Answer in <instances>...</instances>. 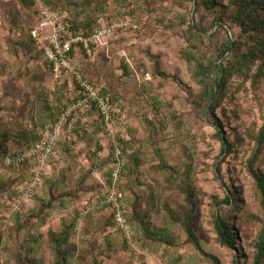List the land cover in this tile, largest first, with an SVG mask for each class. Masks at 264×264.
Returning a JSON list of instances; mask_svg holds the SVG:
<instances>
[{
  "label": "rangeland",
  "instance_id": "1",
  "mask_svg": "<svg viewBox=\"0 0 264 264\" xmlns=\"http://www.w3.org/2000/svg\"><path fill=\"white\" fill-rule=\"evenodd\" d=\"M50 1L76 23L94 15L93 29L122 17L138 29L117 31L92 57L79 54L74 61L95 87L118 95L110 126L101 125L96 111L82 114L73 145L61 150L63 163L48 169L20 210L16 201L31 180L30 169H0V264H52L50 233L60 234L75 221L73 264H213L182 225L191 211L183 192L187 185L195 190L191 225L203 252L221 264H235V257L254 264L263 213L246 166L254 147L246 133L263 124L264 82L255 99L250 86L240 87L226 115L218 112L227 125L223 133L238 144L230 156L222 152L212 117L196 104L203 99L199 64L212 68L218 58L217 76L224 60L232 59L230 44L220 53L214 45L222 43L224 31L215 21L229 0L196 12L195 24L210 35L198 48L191 45L189 28L193 0H129L123 7L119 0ZM27 13L21 0H0V143L13 152L38 141L77 95L73 75L56 80L38 48L23 51L32 20ZM151 57L158 58L165 77L156 75ZM21 128L30 131L29 141L14 139ZM116 151L123 164L117 179ZM257 166L264 174V160ZM230 188L247 214L244 226L234 228L236 250L217 242L213 217L217 199ZM137 214L143 223L135 220Z\"/></svg>",
  "mask_w": 264,
  "mask_h": 264
},
{
  "label": "trees",
  "instance_id": "2",
  "mask_svg": "<svg viewBox=\"0 0 264 264\" xmlns=\"http://www.w3.org/2000/svg\"><path fill=\"white\" fill-rule=\"evenodd\" d=\"M149 0H146L148 2ZM23 7L28 11L27 16L31 17V22L29 25L28 31V41L26 44L19 43V45L24 44L23 51L25 54L32 52L33 48H38L39 52L43 54L42 49L32 38L31 31L40 21L39 13L36 9L35 0H21ZM129 4V0H119V5L121 7L124 4ZM196 3V8L193 16V23L189 25V28L193 30V37L191 45L194 48H198L199 44H204L206 38H209L210 35L207 34L205 29H199L195 24V14L201 8L204 7L207 10H215L217 7H222L220 3L216 0H193ZM48 3L54 4L52 1L48 0ZM87 4H90L87 3ZM123 4V5H122ZM92 5V3L90 4ZM224 12L219 16L218 20L215 21L216 25L223 29L224 34L221 38L222 43L216 41L214 45L217 47V51L220 53L224 46L230 44L228 52L232 53L231 60H224L226 65L224 70H218L219 59L215 58L213 60L212 68L210 66H203L199 64L198 76L202 79L199 83L202 84L203 88V99L197 101V106L201 109L203 114H207L208 119L212 117L214 127L216 128L217 138L222 142V152L230 156L233 152L237 151L236 146L238 145L235 141L236 138H232L231 133H223V130L227 127L222 117L218 116V112L227 113L225 106L227 104L233 105V100L235 93L240 91V87H243L247 91V86H250L252 94L255 96L258 94L259 86L264 82V0H229V5H223ZM127 19L126 17L119 18ZM66 22L70 25V28L74 34H82L84 36L90 35L95 29L94 25L97 24L98 20L94 19V15L90 14L80 23L71 21L70 17L67 16ZM113 23V22H112ZM111 24V23H109ZM215 39V36L211 38V41ZM12 43L10 42V45ZM96 47H94V50ZM85 55L81 45L75 46L72 52L70 53L73 61L76 60L78 55ZM223 56V55H222ZM221 56V57H222ZM155 59L156 64V75L165 77V74L160 71L159 61L156 57H151ZM48 62V61H47ZM49 69L53 74V65L49 63ZM223 66V64H221ZM80 79H77L75 75L73 78L75 80L76 88L78 89L81 82H86L90 85L96 86L93 82L88 80L81 71ZM68 75V71H63V77ZM72 77V76H71ZM61 80V79H58ZM239 81L238 83H236ZM245 86V87H244ZM102 94L110 100L112 105L115 107L118 95L116 93L107 92L105 89H101ZM259 101V98L256 99ZM73 101V100H72ZM71 101V102H72ZM236 105V104H235ZM96 111L99 115V121L104 127L105 123L102 116L98 112L95 106H92L88 112ZM264 120V119H263ZM56 121V120H55ZM53 121V122H55ZM52 123V122H51ZM46 127V126H45ZM45 129V128H44ZM14 134V139L29 141L30 131L25 128L17 130ZM247 136L250 137L253 141V151L251 157L247 160L246 166L248 172L254 179L257 198L261 206L263 213V223L260 228L257 241L255 243V255H254V264H263L264 263V174L259 170L257 163L264 160V121L263 124L256 128V130L247 131ZM41 137L34 144L41 141ZM3 140H8V136L4 135ZM234 140V141H233ZM24 141V142H25ZM23 143V142H22ZM34 144L28 146V144H23L22 149L18 152L11 151L7 146H5L4 141L0 143V169L3 166V162L7 156L12 154L20 153L24 150L31 148ZM70 146L63 144L61 150H69ZM117 149V148H116ZM115 150V149H113ZM114 151L112 152V156ZM114 158V157H113ZM116 160V159H115ZM24 168L30 169L29 178L32 175L33 162L28 160L23 165H20ZM19 167V166H12ZM112 183V180H111ZM184 188V187H183ZM182 188V189H183ZM183 192L186 194V201L191 208L190 213L182 217V225L188 235L189 241L195 244L196 248L206 257H208L213 264H221L219 258L214 255L204 253L198 237L193 231L191 225V218L196 211L197 202L195 201L196 195L195 190L187 185L183 189ZM51 205V202L48 206ZM217 210L214 212V227L215 233L217 235V242L225 248L236 250V244L238 242V231H235L236 226H244L245 221H247V214L241 213L242 202L238 197V194L230 188L225 194V198L216 201ZM135 220L140 224V216L137 214L134 216ZM77 227L76 221L73 222L69 227H66L64 231L60 234L55 232L50 233V242L52 244V249L54 253V260L52 264H73V250L71 248V232ZM239 230V229H238ZM148 231V230H147ZM30 263L34 262V258H27ZM235 264H240L238 257H235Z\"/></svg>",
  "mask_w": 264,
  "mask_h": 264
},
{
  "label": "built area",
  "instance_id": "3",
  "mask_svg": "<svg viewBox=\"0 0 264 264\" xmlns=\"http://www.w3.org/2000/svg\"><path fill=\"white\" fill-rule=\"evenodd\" d=\"M35 4L40 21L32 29L31 35L42 49L45 59L53 65V76L56 80L63 79L64 70L80 79V73L76 71L70 55L75 46L81 45L86 55L92 57L94 47L113 37L117 31L125 29L136 31L138 29L136 25H131L128 19H120L111 24L97 27L88 36L74 34L66 22V13L50 5L48 0H35ZM92 106L97 108L105 125L109 127L114 106L102 94L101 89L81 82L73 101L55 122L49 123L45 127L41 141L27 150L6 157L3 162L5 168L23 165L28 160L33 162L31 180L16 201L18 210H20L21 204L27 202L36 193L48 169L53 164L61 165L63 163L62 145L67 144L70 147L73 145L77 121ZM120 154L121 152L116 151L115 159L118 167L113 172V177L116 179L123 171ZM103 204H107V201H104ZM120 221L123 222L121 217Z\"/></svg>",
  "mask_w": 264,
  "mask_h": 264
},
{
  "label": "crops",
  "instance_id": "4",
  "mask_svg": "<svg viewBox=\"0 0 264 264\" xmlns=\"http://www.w3.org/2000/svg\"><path fill=\"white\" fill-rule=\"evenodd\" d=\"M86 113H88V111H87ZM83 116H84V115H83ZM81 118H82V117H81ZM81 118H80V119H81Z\"/></svg>",
  "mask_w": 264,
  "mask_h": 264
}]
</instances>
